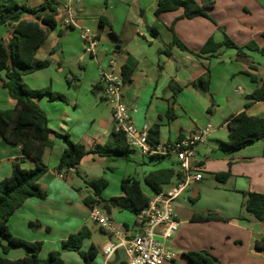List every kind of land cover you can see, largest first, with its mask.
I'll list each match as a JSON object with an SVG mask.
<instances>
[{"label":"crops","instance_id":"0c3cea01","mask_svg":"<svg viewBox=\"0 0 264 264\" xmlns=\"http://www.w3.org/2000/svg\"><path fill=\"white\" fill-rule=\"evenodd\" d=\"M46 1L16 0L19 5L35 9ZM54 1L58 4L60 21L35 54L36 60L50 61L51 65L24 77L32 89L51 88L67 97L66 101H51L48 97L36 100L46 113L51 130L68 134L72 141L87 148L110 139L115 123L112 108L102 96L101 79L103 72L112 70L110 63L114 61L117 72L122 74L124 67L131 71L122 91L129 123L140 133L159 125L160 145L148 154L134 149L131 161H109L99 155H87L75 173L63 179L57 166L66 143L52 136L53 146L46 147L43 153L47 172L39 181L47 197L28 199L10 218L11 233L26 241L42 242V259L58 251L64 264H87L77 252L64 246L68 237L83 226L88 227L91 219L90 208L84 204L83 183L88 186L99 174L105 179L110 174L103 192V198L109 200L122 195L124 178L133 177L141 182L144 193L151 199L154 193L144 183L146 175L163 168L178 170L176 156L164 154L167 146L211 126V133L196 148V173L203 178L191 183L192 198L180 197L176 201L180 227L167 247L177 258L165 264H197L182 257L190 251H205L221 264H264V251L256 248L258 241H264V221L260 223L242 207L243 192L264 194V141L240 150L222 145L229 140L227 120L231 116L245 112L264 118V100L253 99L254 91L264 84V54L260 51L264 48V0H211L214 6L208 9V14L213 21L204 17L182 19L183 9L157 16L158 0ZM196 1L203 4L205 0ZM102 17L109 26L100 27ZM23 18L34 19L29 15ZM67 18L72 20L70 25L63 24ZM11 31L12 25H0V39L6 44L10 42ZM86 31L88 37L84 39ZM174 35L194 51L201 50L210 38L222 44L226 36L239 46L255 42L259 50L245 49L244 57L224 45L212 56L191 55L178 48H173L171 55L160 53L170 46ZM208 73L209 89L196 86L195 82ZM248 74L257 77V81ZM173 82L181 87L178 94L171 89ZM94 86L98 87L95 91ZM15 104L0 83V109H11ZM171 108L174 118L169 119ZM16 162L24 169L35 167L21 146L9 145L0 137V180L12 175ZM227 172L230 177L226 182L217 181L215 174ZM206 174L221 185L214 187L221 196L215 194L218 202L208 212H217L227 222L194 219L195 214L205 210L198 202L200 189L209 190L203 185ZM176 182L174 179L164 190ZM111 184L115 186L112 193ZM88 196H93V192ZM114 211H117L114 227L128 237L136 233V224L130 229L128 217L118 208L112 209L111 217ZM201 227H207L210 234L200 236ZM110 238L99 249L91 232L83 250L94 244L98 255L103 254L106 244L118 241L112 234ZM28 253L25 248H13L7 258L16 260ZM102 257L105 264L104 254ZM95 260L93 264H98Z\"/></svg>","mask_w":264,"mask_h":264},{"label":"trees","instance_id":"16d2710c","mask_svg":"<svg viewBox=\"0 0 264 264\" xmlns=\"http://www.w3.org/2000/svg\"><path fill=\"white\" fill-rule=\"evenodd\" d=\"M105 1L107 3L108 0ZM213 6L214 2L211 0H205L203 4H199L196 0H158L155 14L160 16L163 13L183 9L182 19L204 17L213 21L208 14V9ZM25 15L33 16L34 19H24ZM60 18L58 4L54 0H47L38 9L19 5L16 0H0V25H12L10 42L6 44L0 39V83L16 102L11 109H0V137L9 145L21 146L24 153L35 162V167L31 169H24L16 162L12 175L0 180V264H64L62 255L58 251H52L47 258L42 259L40 252L43 243L40 241L30 242L15 237L8 225L10 218L28 199L33 197L45 199L47 197V194L41 189L39 181L47 172V167L43 163V153L46 147L53 146L52 136L61 138L66 143L57 166L59 172L66 171L71 167L76 168L87 155H99L109 161H131L133 154V150L127 144L125 133L116 127L106 143L96 142L92 148L74 142L68 134L54 132L49 127V119L36 100L48 97L51 101H66V97L54 92L51 88L32 89L25 82L24 77L51 65L50 61L36 60L35 54L55 31ZM109 25L106 18L100 19L101 28ZM171 29L174 32L173 26ZM223 45L236 49L239 57H244L245 49L259 50L255 42L239 46L226 36L222 44L216 43L213 38H210L201 50L194 51L174 35L170 46L161 50L160 53L171 55L172 49L178 48L191 55L212 56ZM260 51L264 54V48ZM130 75L131 71L124 67L122 69L124 83L129 82ZM250 77L257 81V77L252 75ZM195 85L208 90L210 86L209 73L207 77L198 79ZM97 88L94 86L93 91ZM171 89L175 94L181 91V87L174 82L171 83ZM253 99L255 101L264 100V84L254 91ZM167 116L169 119L174 118L172 108ZM227 128L229 140L222 142V145L228 148L240 150L264 141V118L241 112L227 120ZM147 144L149 150H155L160 145L159 125L153 126L147 132ZM229 177L230 172L215 174V178L219 182H226ZM181 178L182 173L176 168H163L146 175L144 183L153 193H160L166 186L171 185L174 179ZM87 185L93 189V196H87L84 199V204L90 209L96 204L103 203V207L109 214L113 208H118L137 216L150 203V197L144 193L141 182L133 177L124 178L121 181L122 195L109 200L103 198V192L108 187V181L105 178L91 180ZM243 195L245 201L242 207L245 211L252 214L256 220L264 221V194L243 192ZM196 200L193 199V201ZM194 219L229 221L217 212L195 214ZM90 237L89 228L83 226L78 232L68 237L64 246L68 250L77 252L87 264H93L98 255L97 248L91 244L87 251L83 250L84 241ZM13 248H25L29 253L23 258L11 260L7 258V254ZM256 248L264 251V241H258ZM182 257L197 264H221L219 260L214 259L205 251L186 252L182 254Z\"/></svg>","mask_w":264,"mask_h":264},{"label":"built area","instance_id":"2783aa9c","mask_svg":"<svg viewBox=\"0 0 264 264\" xmlns=\"http://www.w3.org/2000/svg\"><path fill=\"white\" fill-rule=\"evenodd\" d=\"M71 18L63 20V24L70 25ZM88 37V31L83 38ZM102 73V96L111 106L114 123L117 129L125 133L127 144L130 149H141L148 154L147 133H140L135 126L129 123V110L122 100V91L125 86L122 74L114 68ZM212 127L207 126L202 131L192 134L183 140H178L167 146L164 154L176 156L178 170L182 178L168 190L154 193L149 205L136 216V233L126 236L117 230L112 222L111 215L101 204H96L90 209V218L100 227L117 237L116 243H108L103 248L105 264H112L115 253L125 250L126 258L121 264H165L177 258V254L168 249L167 243L177 234L180 227L176 211V201L186 192L193 181L203 178L201 173H196V148L199 143L211 133ZM156 150V149H155ZM75 173V167L59 173L66 179Z\"/></svg>","mask_w":264,"mask_h":264},{"label":"rangeland","instance_id":"374dc122","mask_svg":"<svg viewBox=\"0 0 264 264\" xmlns=\"http://www.w3.org/2000/svg\"><path fill=\"white\" fill-rule=\"evenodd\" d=\"M67 98V97H66ZM51 123V121H50ZM174 161H175V158H174ZM98 175V174H96ZM110 174L107 173V180L110 179V176H108ZM78 178V177H77ZM101 178V175L99 174L98 176H96V179H99ZM110 181V180H109ZM203 185L204 187H208L209 190L207 191H203V189H200L201 191V197H200V200L198 202L199 204V207L202 208V209H205L203 210V212H199V213H207L210 206H212L215 202H218V198L216 197L215 194H218L221 196V192H218L214 187L215 186H221L220 183H217V181H215L214 177L206 174L205 175V179L203 181ZM194 186H190V188L184 192L181 196L182 199H186L188 200V198H192V191H193V188ZM114 184H111V187L109 189V192L112 193L114 191ZM83 189L85 191V193L83 194V197H87L90 193L93 192V189L89 186H86L84 183H83ZM87 189V190H86ZM87 191V192H86ZM90 192V193H88ZM109 195V194H108ZM129 219V227L130 229L133 228L135 226V223H136V217L130 213L129 211H122ZM116 218H117V211H114V215H112V222L114 223L116 221ZM261 223V222H260ZM88 227L89 229L91 230L92 234H93V241L96 243V246L101 249V247L108 241H111L112 238H110V234H108V232H105L102 230V228L100 227V225L94 223L91 219L89 220L88 222ZM210 230L207 228V227H201L200 229L198 228V232H199V235L204 237V234L205 235H209ZM113 242H117V240H113ZM103 254H100L97 256L96 260H95V263H98V264H102L103 262ZM213 257V256H212ZM214 259H217L216 257H213Z\"/></svg>","mask_w":264,"mask_h":264},{"label":"water","instance_id":"95a60500","mask_svg":"<svg viewBox=\"0 0 264 264\" xmlns=\"http://www.w3.org/2000/svg\"><path fill=\"white\" fill-rule=\"evenodd\" d=\"M125 258H126L125 250H118L115 253V258H114L112 264H121V262L124 261Z\"/></svg>","mask_w":264,"mask_h":264}]
</instances>
